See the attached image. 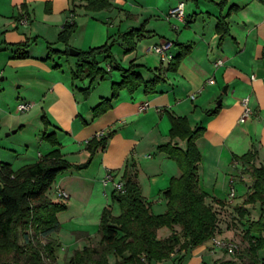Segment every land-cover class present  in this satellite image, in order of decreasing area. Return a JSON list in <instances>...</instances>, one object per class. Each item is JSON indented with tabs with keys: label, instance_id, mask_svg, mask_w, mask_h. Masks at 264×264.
<instances>
[{
	"label": "crops",
	"instance_id": "0c3cea01",
	"mask_svg": "<svg viewBox=\"0 0 264 264\" xmlns=\"http://www.w3.org/2000/svg\"><path fill=\"white\" fill-rule=\"evenodd\" d=\"M78 1L81 5L87 4V0ZM129 1L110 0L111 8L97 13L101 14L100 22L86 17L81 29L84 31L80 35L82 39H76L74 34L65 43L54 37L65 22H72L66 12L69 0H0V76L6 75L10 67L15 72L12 79L20 82L26 91L18 104L12 107L0 104V133L10 131L12 134L13 129L28 131L33 126L37 130L32 131L39 138L37 151L18 153L16 169L38 161L55 149L69 162L82 164L90 156L87 141L99 133L111 134L106 148L94 155L87 168H72L58 175L53 186L59 185L70 194L67 210L82 201L94 202L100 210L93 219L101 217L102 210L111 205L113 212L118 211L117 216L120 215V206L112 199L113 185L105 186L103 179L110 170L116 180L125 182L127 169L136 175L152 211L160 214L167 208L162 192L170 187L173 178L182 175V170L176 160L159 147L171 140V115L186 117L193 129L205 128L196 144L202 153L199 184L208 193L207 203L215 205L225 215L234 212L244 222L242 228L246 231L251 221L249 206L256 204L238 203L234 208L237 189L235 197L228 198V195L232 179L235 187L237 180L246 184V196L253 183L252 176L245 172L248 164L234 161L235 155L255 149V163L264 165V3L259 0H136L129 5ZM181 2L185 4V21L169 20V10ZM24 15L28 16L27 24L21 23ZM222 17L230 32L223 39L217 31ZM90 27L92 36L87 37ZM139 27L142 31L138 35L122 36ZM32 37L50 40L61 55L48 58L49 48L42 43L41 54L35 52L38 45L32 44L27 50L29 57H18L22 50L11 45ZM108 38L115 39L122 49L121 53L112 49L122 67L138 65L136 70L146 82L159 77L161 81L154 93H146L145 86L140 85L133 92L121 89L118 96L112 98L113 85L120 83L124 76L119 70L110 71L104 78L98 76L92 83L88 73L73 80L72 72L80 59L64 51L71 47L78 51L98 47ZM163 40L174 42L172 53L176 60L172 64L162 63L156 53L147 49ZM68 56L74 58L75 64L69 68L65 65L70 62ZM98 60L105 69L112 67L105 55ZM219 60L223 64L218 66ZM212 78L214 84L209 82ZM6 88L0 85V96L8 94ZM88 88L90 91L86 93ZM245 97H249L253 112L241 122ZM105 100H108L105 107L97 109ZM22 103H31L32 107L22 111L19 109ZM145 103L148 108L141 111ZM211 111L216 113L209 114ZM43 116L50 123L48 127ZM44 133H55L58 145L44 140ZM172 143L183 150L187 148L186 140L181 138L173 139ZM15 149L0 138V162L11 164L13 169ZM248 176L251 181L247 183ZM52 193L50 195H55L53 188ZM214 198L223 202L218 204ZM239 209H244V216ZM67 210L58 213L60 223ZM230 221V216L220 218L218 238L227 240L236 236L238 229H232ZM90 231L93 230L86 232ZM170 233L169 228L159 230L160 237ZM226 258L225 251L214 248L209 239L191 249L181 264H213ZM153 264L175 262L170 258Z\"/></svg>",
	"mask_w": 264,
	"mask_h": 264
},
{
	"label": "trees",
	"instance_id": "16d2710c",
	"mask_svg": "<svg viewBox=\"0 0 264 264\" xmlns=\"http://www.w3.org/2000/svg\"><path fill=\"white\" fill-rule=\"evenodd\" d=\"M259 1L264 3V0ZM111 6L110 0H87L86 4V8L93 11L108 9ZM76 28V22H66L59 34V41L67 43ZM141 31L142 28L139 27L122 36L134 37ZM217 31L221 39L230 33L224 17L220 18ZM115 42L108 41L101 46L79 51L80 62L72 72L73 80L88 73L92 83L98 76L104 78L110 71L119 70L124 76L120 83L113 85L112 98H116L121 89L128 88L133 92L140 85L145 86L146 93H154L156 85L161 81L159 77L146 82L136 70L138 65L122 67L112 53ZM11 46L22 50L18 57H29V41ZM48 48V58L56 51L60 52L51 44ZM64 53L70 54L69 50ZM102 55H105L112 65L109 70L100 65L98 57ZM180 57L177 56L178 60ZM175 60L173 58L170 64ZM88 91L90 88L85 90L86 93ZM107 101H103L97 109L104 108ZM215 113L216 111H211L209 114ZM42 119L48 127L50 123L46 121V117L43 116ZM171 122V140L159 148L176 160L182 175L173 178L170 187L162 192L167 200L166 211L160 214L152 211L151 203L142 195L136 175L126 169L124 192H112L113 201L120 205V215L115 216L111 208L106 207L100 220V242L98 245H87L76 250L69 260L70 264H112V253L116 256L113 264H153L170 258L175 264H181L191 249L216 236L221 212L215 205L207 203L208 193L199 184L198 167L202 153L196 140L203 135L205 128L193 129L188 119L181 116L171 115ZM110 135L93 136L87 141L90 156L82 164L69 162L58 149L17 170L9 163L0 162V264H50L44 261V257L52 262L56 260L55 249L59 242L53 239L52 235L61 229L58 213L66 210L67 204L52 199L48 194L49 190L59 174L72 168H87L94 155L106 148ZM175 138L186 140L187 148L183 150L174 145L172 140ZM43 139L53 146L58 145L55 133H44ZM256 157L257 151L252 149L243 155H235L234 161L248 164L245 172L253 179L244 205L259 203L262 214L257 221L248 223L245 236L249 246L245 252L236 258L217 260L213 264H264L260 257L261 253L264 254V165H257ZM214 202L221 204L223 201L214 198ZM243 210L239 209L242 216L245 214ZM163 228H169L170 235L160 237L159 230ZM77 234L89 238L87 232L79 231ZM33 236L36 237V244ZM41 238L47 239V242L43 244Z\"/></svg>",
	"mask_w": 264,
	"mask_h": 264
},
{
	"label": "rangeland",
	"instance_id": "374dc122",
	"mask_svg": "<svg viewBox=\"0 0 264 264\" xmlns=\"http://www.w3.org/2000/svg\"><path fill=\"white\" fill-rule=\"evenodd\" d=\"M132 1H136V0H130L129 5H131L130 3ZM138 1H140V0H138ZM129 5L126 7V9L129 7ZM110 8H108V9H110ZM108 9H103V10H108ZM100 11L101 10H99V11L88 10L86 8V5H81L78 0H69V8L67 9L66 12L69 14V19H71L72 22L74 21L77 23L76 31L72 35L75 34L77 36L76 39H78V38L82 39V37L80 35H82V33L84 34V31H82L81 29L84 28L85 18L86 17H92V18H94L93 22L94 21L100 22L101 21V14H97ZM125 15H127V13ZM91 23H92V21H91ZM104 26H105V24H104ZM61 31H62V29H61ZM61 31L57 32V36L54 37L55 39H59V34L61 33ZM92 32H93V28L90 27L89 33L87 34V37H91ZM36 40H37V42H36ZM47 40H45L44 37H43V39H41L39 37H32L30 39L28 38V40H26V41H29V48H30V45H32V44H35V46L38 45L37 46L38 48H37V50H35V52H36V54H41L42 50H43L42 45L44 44L47 47L50 43V40L49 41H47ZM113 40H115V39L108 38L103 42V44H105L108 41L110 42ZM90 48H93V47H90ZM90 48H88V49H90ZM70 49H74V48L71 47ZM112 49L114 52L118 51V53H121L120 50H122L121 47L116 44V42L114 43V46ZM69 52H70V50H69ZM59 54L61 55V53L56 51L53 55H59ZM68 58L70 59V62H66V64H65L67 68H69L70 65H72V66L75 65L74 60H73L74 58L71 56H68ZM104 64L106 65V63H104ZM76 67H77V65H76ZM6 72H7L6 75H2V76H4V78H2V76H0V85H2V88L7 86L6 91L8 94L0 96V104H2L4 107L8 106V105L12 107L14 104L16 105V104H18V102H20L21 97H22L21 94H24V92H26V91H25V87L23 85L20 86L21 85L20 82H16L15 79H12L11 76L13 74H15V72L10 67H7ZM18 93L20 95H18ZM9 96H11L12 99H10ZM29 129L30 130H28V131L27 130L23 131V129H22L20 131L12 133V134H8V133H10V131H2L0 133L1 139H5V141H7V144H10L11 146H14V148H16L12 152V154H13L12 158H15V161L13 164L15 169L18 167L17 164H19L18 163L19 160L17 159L18 153H24L25 154L27 150L37 151V148H38L37 146L39 144L38 143L39 138H36L37 135L34 132L37 129L33 126H30ZM32 130H34V131H32ZM34 138H36L37 142L33 145L32 142H33ZM28 154H32V153H28ZM237 181H238L236 184L237 197H236L235 203L233 204L234 208H236L238 203H241L244 205V196H246L247 188H248V187H246L245 183L241 182L240 180H237ZM249 181H251V178L248 176L246 178V182L248 183ZM52 188L53 187H51L49 190V193H48L49 195L53 194ZM229 191H230V189H229ZM50 196L52 197V199H54L56 201H61L63 203H66L69 201L68 199H60V198L56 197L55 195H50ZM228 198H229V195H228ZM242 198H243V200H242ZM93 203L92 204L91 203L86 204L82 201V202H79L78 204H75L73 207L69 208L68 210L66 209L68 212L61 219V229L52 235V238L59 242V246H57L55 249V252L57 253L56 254V260L54 262H52L47 257H44L43 259L46 263L69 264V260L75 254L76 250L83 249V246H85V245H98V243L101 240V233L99 231L101 217H96L95 219H93L94 214L95 215H96V213L98 214V210H100L98 208V206H96V204L95 203L93 204ZM112 206L113 205H111V211L115 216H117L118 211L114 213ZM118 206H120V205L118 204ZM66 210H64V211H66ZM103 210L101 212V216H102ZM249 211H250V216L248 217V219L251 221H257L262 214V211L260 209L259 204H256L255 206H249ZM119 213H121L120 207H119ZM72 215H74V217ZM220 215H222L221 219H223V216H228V217L230 216L231 217L230 223L233 224L232 229H234L235 227H237V229H238V231L236 232V236H234L231 239H227L228 241H232V242L237 243L239 245L238 253L235 256H232V255H229L228 253L225 252V254L228 256V258H236L240 254H243L245 252V249H247V247L249 246L248 238L245 236V230H243V228H242V225L244 224V222H242L238 218V216L234 215V212H231V213L226 214V215L223 214V212H221ZM70 217H72V218H70ZM69 219L71 220L70 222H68ZM234 220H237V222ZM64 221H67L68 224L67 223L64 224ZM62 222H63V224H62ZM89 230H93V231H90L88 239L80 237L77 234V232H79V231L86 232ZM33 241L35 244L37 243L36 237H34V236H33ZM21 242L22 243L24 242L23 238H21ZM41 242L43 244H45L47 242V239L41 238ZM61 245L63 246V248H61L62 247ZM263 255L264 254L261 253L260 257L262 258V260H264ZM59 258H60V262H59ZM110 261L112 264L116 261V256L114 253H112V255L110 257Z\"/></svg>",
	"mask_w": 264,
	"mask_h": 264
},
{
	"label": "built area",
	"instance_id": "2783aa9c",
	"mask_svg": "<svg viewBox=\"0 0 264 264\" xmlns=\"http://www.w3.org/2000/svg\"><path fill=\"white\" fill-rule=\"evenodd\" d=\"M186 18V13H185V4L184 2L179 3L178 5L172 7L169 12H168V19L169 20H179V21H185ZM28 16H24L23 19L21 20V23L27 24L28 21ZM174 27H177V25H173ZM174 47V42L172 40H163L162 42L151 44L148 46V51L156 53L159 57L162 63H170L172 59L174 58V55L172 53V48ZM223 61L219 60L217 61L216 65H222ZM209 82L211 84L215 83L214 78L210 79ZM195 95H192V98L194 99ZM244 110L242 117L240 118V121L243 122L247 117H249L253 110L249 106V97H245L242 101ZM32 107L31 103H22L19 105V109L22 111L29 110ZM148 108V103H145L140 107L141 111H144ZM104 133H99L97 136L101 137L103 136ZM112 184L114 190L118 192H124L125 190V185L123 181H118L115 179L114 174L112 171L108 170L104 179H103V184L107 186L108 184ZM53 192L56 197L60 199H68L70 197V194L66 189L59 185L53 186ZM229 196L231 198L236 196V187L234 185V180H231V187L229 191ZM213 246L216 249H222L229 255H236L239 251V245L237 243H234L232 241H228L226 239H221L218 238L217 236L212 238Z\"/></svg>",
	"mask_w": 264,
	"mask_h": 264
},
{
	"label": "water",
	"instance_id": "95a60500",
	"mask_svg": "<svg viewBox=\"0 0 264 264\" xmlns=\"http://www.w3.org/2000/svg\"><path fill=\"white\" fill-rule=\"evenodd\" d=\"M70 54L73 55V56H78L79 55V51L78 50H75V49H70ZM227 91V87L224 88V92ZM218 104H221V100L218 102ZM16 130H13L12 133H15ZM10 134V133H8Z\"/></svg>",
	"mask_w": 264,
	"mask_h": 264
}]
</instances>
